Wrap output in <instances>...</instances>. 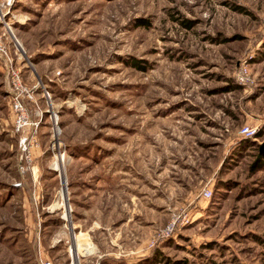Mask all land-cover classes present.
I'll return each mask as SVG.
<instances>
[{
	"label": "rangeland",
	"instance_id": "rangeland-1",
	"mask_svg": "<svg viewBox=\"0 0 264 264\" xmlns=\"http://www.w3.org/2000/svg\"><path fill=\"white\" fill-rule=\"evenodd\" d=\"M263 151L264 0H0V264H264Z\"/></svg>",
	"mask_w": 264,
	"mask_h": 264
},
{
	"label": "built area",
	"instance_id": "built-area-1",
	"mask_svg": "<svg viewBox=\"0 0 264 264\" xmlns=\"http://www.w3.org/2000/svg\"><path fill=\"white\" fill-rule=\"evenodd\" d=\"M3 50L6 52L5 49ZM10 78L12 86L10 105L14 112V126L17 131L23 133L22 142L24 144V149L30 150L33 145L37 144L36 133L37 127L39 126L38 121L31 120L25 103V100L32 98V91L28 90L27 86L23 84L22 79L16 70L10 72ZM206 194L210 196L211 191L207 190Z\"/></svg>",
	"mask_w": 264,
	"mask_h": 264
},
{
	"label": "trees",
	"instance_id": "trees-1",
	"mask_svg": "<svg viewBox=\"0 0 264 264\" xmlns=\"http://www.w3.org/2000/svg\"><path fill=\"white\" fill-rule=\"evenodd\" d=\"M131 65L134 67H139L140 69H146L144 65H142L139 60L137 61L136 59L132 60ZM262 133H258L256 137L261 136ZM264 168V151L260 152L257 156L256 162L252 165V170Z\"/></svg>",
	"mask_w": 264,
	"mask_h": 264
},
{
	"label": "bare ground",
	"instance_id": "bare-ground-1",
	"mask_svg": "<svg viewBox=\"0 0 264 264\" xmlns=\"http://www.w3.org/2000/svg\"><path fill=\"white\" fill-rule=\"evenodd\" d=\"M56 168L57 169H61V164H60V162H58V163H56ZM55 168V169H56ZM62 196H63V191H62ZM81 245H85V243L83 242V243H81ZM73 247V249H72V251H73V254H74V257H76V253L78 252V247H77V249H76V247H74V246H72ZM74 261H76V259L74 258Z\"/></svg>",
	"mask_w": 264,
	"mask_h": 264
}]
</instances>
